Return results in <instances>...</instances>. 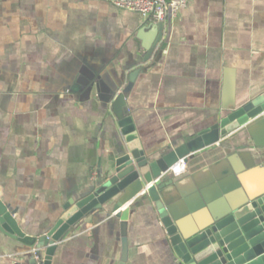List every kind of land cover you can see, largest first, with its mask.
I'll list each match as a JSON object with an SVG mask.
<instances>
[{
    "label": "crops",
    "instance_id": "crops-1",
    "mask_svg": "<svg viewBox=\"0 0 264 264\" xmlns=\"http://www.w3.org/2000/svg\"><path fill=\"white\" fill-rule=\"evenodd\" d=\"M161 23L145 58L156 23L144 15L105 0H0V197L25 234L50 231L65 203L87 195L125 152L116 92L127 89L152 158L262 105L264 0H188ZM260 109L187 154L184 172L169 175L176 186L195 189L204 206L263 187ZM127 207L123 229L111 205L92 211L58 242L52 264H119L122 238L125 264H175L156 203L146 194ZM34 246L0 225V264H35Z\"/></svg>",
    "mask_w": 264,
    "mask_h": 264
},
{
    "label": "water",
    "instance_id": "water-1",
    "mask_svg": "<svg viewBox=\"0 0 264 264\" xmlns=\"http://www.w3.org/2000/svg\"><path fill=\"white\" fill-rule=\"evenodd\" d=\"M162 29L161 22L153 25V39L143 44L145 58L158 46ZM126 90L116 92L111 105L126 142V150L115 159L112 172L100 177L87 195L77 200L69 199L55 225L39 237L21 231L0 197L2 228L28 245L44 247L42 264H52L58 242L92 211L101 209L104 204L111 205L123 229L129 213L127 203L147 194L156 203L158 216L176 256L175 264H264V186L253 191L240 187L227 200L204 206L195 189L184 191L169 177L173 175L171 168L180 160L185 162L187 154L224 135L231 127L229 121L242 125L254 117L264 108V95L259 99L262 103L259 108L253 109L258 101L240 107L179 147L152 158L142 149L128 115ZM203 206L205 208L200 211ZM126 257V239L122 238L119 264H125Z\"/></svg>",
    "mask_w": 264,
    "mask_h": 264
},
{
    "label": "built area",
    "instance_id": "built-area-1",
    "mask_svg": "<svg viewBox=\"0 0 264 264\" xmlns=\"http://www.w3.org/2000/svg\"><path fill=\"white\" fill-rule=\"evenodd\" d=\"M118 9L139 13L148 17L154 23L163 22L167 16H175L184 8L188 0H105ZM174 176H180L184 172V162L180 160L170 170ZM43 249L33 247L31 249L35 264H42Z\"/></svg>",
    "mask_w": 264,
    "mask_h": 264
},
{
    "label": "rangeland",
    "instance_id": "rangeland-1",
    "mask_svg": "<svg viewBox=\"0 0 264 264\" xmlns=\"http://www.w3.org/2000/svg\"><path fill=\"white\" fill-rule=\"evenodd\" d=\"M177 220V219H176ZM178 221V220H177ZM178 223H179V221H178Z\"/></svg>",
    "mask_w": 264,
    "mask_h": 264
}]
</instances>
